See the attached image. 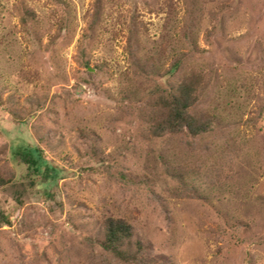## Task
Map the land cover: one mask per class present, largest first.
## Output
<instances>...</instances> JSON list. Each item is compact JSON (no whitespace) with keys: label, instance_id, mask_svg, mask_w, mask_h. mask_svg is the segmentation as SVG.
Instances as JSON below:
<instances>
[{"label":"rangeland","instance_id":"obj_1","mask_svg":"<svg viewBox=\"0 0 264 264\" xmlns=\"http://www.w3.org/2000/svg\"><path fill=\"white\" fill-rule=\"evenodd\" d=\"M97 2L0 0V264H264V0H100L89 30ZM187 70L214 129L154 137L152 93ZM109 218L142 260L102 248Z\"/></svg>","mask_w":264,"mask_h":264},{"label":"trees","instance_id":"obj_2","mask_svg":"<svg viewBox=\"0 0 264 264\" xmlns=\"http://www.w3.org/2000/svg\"><path fill=\"white\" fill-rule=\"evenodd\" d=\"M100 11V0H98L95 14L90 21L89 30H94L98 25ZM28 15L31 20L35 18L34 12L30 13L28 11ZM198 21L196 11L192 9L191 20L186 26L183 35L194 50L198 48L195 36V28ZM134 38H136L134 35L130 37V43ZM163 49L165 50L164 46L162 51L165 52ZM135 61L137 64L144 61L145 66L142 67V70L148 75L158 74L156 60L153 56L145 54L142 58H135ZM182 65L183 62L181 60H175L170 70L180 73ZM202 80L203 77L200 73L194 70H187L181 74L178 83H169L168 87L157 88L152 93L155 97V106L150 132L154 137L175 135L184 131L192 137H198L212 132L216 124V115L199 110V105L202 101V91H200ZM17 154L25 164L36 171L40 172L43 166H47L46 161L42 158V151L38 148L26 146ZM8 183L9 181L0 174V188ZM183 185L185 186V183ZM3 219L7 224L11 223L10 219L5 217ZM100 234V245L102 248L124 263L139 262L143 259V253L151 248L150 245L145 246L143 241L138 238L132 224L123 219H107Z\"/></svg>","mask_w":264,"mask_h":264}]
</instances>
